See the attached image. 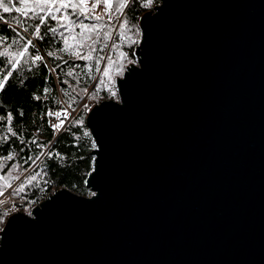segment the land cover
<instances>
[{
    "label": "water",
    "instance_id": "water-1",
    "mask_svg": "<svg viewBox=\"0 0 264 264\" xmlns=\"http://www.w3.org/2000/svg\"><path fill=\"white\" fill-rule=\"evenodd\" d=\"M79 195L0 231V264H264V0H160Z\"/></svg>",
    "mask_w": 264,
    "mask_h": 264
},
{
    "label": "trees",
    "instance_id": "trees-1",
    "mask_svg": "<svg viewBox=\"0 0 264 264\" xmlns=\"http://www.w3.org/2000/svg\"><path fill=\"white\" fill-rule=\"evenodd\" d=\"M13 4L16 5V0H13ZM157 4H160V0H152L151 4H147V0H130L123 9V15L119 19L114 16L111 25L100 30V41L93 45L96 51L91 53V60L78 59L73 52L87 55L90 49L87 46L79 47V44H92V40L86 37L92 35L95 39V33L81 38L77 35L80 28H75L72 35H77V39L70 38L72 47L67 52H60L59 49L65 45L59 33L64 32L65 36L69 33L64 28H58L56 34L48 31L49 27H58L56 21L49 18L47 24L41 26L44 39L40 40L30 35L33 27H29V32L25 33L23 27L16 24L13 17L25 19L21 13L15 10L3 13L0 9V15L4 16V20H0V36L7 37L8 44H11L12 40L18 39L16 32H19L25 38L21 45L27 39H33L36 45L35 48H29L25 56L28 63L18 65L3 91H0V116L5 117L0 122V136H8L7 141L0 140V177L4 178L0 179V192L9 191L13 197H22L25 206L21 209L31 210L61 188L86 197L91 195L86 180L93 170L94 157L91 153L95 147L86 125L87 111L103 100L117 99L116 81L129 63L134 61V51L141 35L139 19L145 12L153 11ZM124 21L127 22L126 27L122 28ZM36 23L38 21L28 20L25 26H34ZM84 23L107 24V17H103L102 21L84 20ZM105 32L110 33V39H104ZM6 47L7 44L0 43V51ZM16 48L13 45L9 51L13 52ZM50 51L55 52L59 59L49 57L47 53ZM35 54L41 55L43 61L32 64L31 56ZM53 68L55 72L51 71ZM106 68L109 70L107 76L104 75ZM8 71H12L11 65L5 57L0 56V75H6ZM69 71L73 75H67ZM46 88L49 89L48 93L44 92ZM89 91L87 104L78 108ZM67 108L76 110L75 115L60 132H54L51 123H59V120L47 113L65 111ZM8 113L12 114L11 127L15 136L7 131ZM32 140H36L37 144L31 143ZM38 144L45 147H38ZM41 151L45 154L36 159ZM48 153H52V156L49 157ZM9 154H13L14 158L4 159ZM33 176L35 179L31 180ZM9 184L11 186H7ZM22 185L23 191H17ZM8 216L6 212H0V228Z\"/></svg>",
    "mask_w": 264,
    "mask_h": 264
},
{
    "label": "snow or ice",
    "instance_id": "snow-or-ice-1",
    "mask_svg": "<svg viewBox=\"0 0 264 264\" xmlns=\"http://www.w3.org/2000/svg\"><path fill=\"white\" fill-rule=\"evenodd\" d=\"M152 0H147V4H151ZM130 0H16V5L13 4V0H0V9H2L3 13H10L15 10L25 18L24 20L19 19L18 17H13L18 26L23 27V31L25 33L29 32V27H33L34 30L30 34L34 36L36 39L43 40L44 36L41 34V26L46 25L49 18L52 21H56L58 27H49L48 31L56 34L58 32V28H64L69 35L65 36L64 32H60L59 35L63 37V43L65 45L64 48L59 49L60 52H67L72 45L69 44V39L72 40L77 39V35L81 38H85L86 34L95 33V39H93L92 35H87L86 39H91L92 44L86 45L84 42L79 44V47L87 46L90 49V52L87 55H81L79 51H74L73 54L78 59L91 60V53L96 51V48L93 46L100 41V30L111 25L112 19L115 16L116 19H119L120 16L123 15V9L128 6ZM147 6V5H146ZM101 8L100 12H97V9ZM70 13V14H68ZM59 14V15H57ZM118 14V15H117ZM75 19H72V17ZM83 16V19L80 17ZM107 17V24L105 23H93L86 24L84 20H93V21H102L103 17ZM0 20H4V16L0 15ZM33 20L38 21L34 26L28 25L25 26L26 21ZM126 21H124L121 27H126ZM79 27L80 32L77 35H72L75 28ZM15 31V29H13ZM16 36L18 39L12 40L11 44H8L7 37L0 36V43L7 44V47L4 51H0V56L5 57L7 63L11 65L12 71H8L6 75H0V91H3L5 85L8 83L9 77L12 76L13 71L17 69V66L22 62L24 64L28 63V60L25 59L26 54L29 52V48H35L36 45L33 42V39H27L23 45H21V41H24V37L21 36L19 32H16ZM111 35L108 32L104 33V39H110ZM13 45H16L17 48L15 51L10 52L9 49H12ZM47 55L49 57H56L55 52H48ZM59 59V57H56ZM43 57L39 54H35L31 56L32 64H35L38 61H43ZM100 59H103L101 57ZM99 64V60L97 61V65ZM55 68L51 69L52 72H55ZM99 71V67L96 69ZM108 69L106 68L104 71V75H108ZM67 75H73L72 71H69ZM66 83V81H64ZM49 89H44L45 93H48ZM39 99L40 97H36ZM69 107L71 105L69 104ZM23 115V113H21ZM48 116L55 117L56 120H59V123H51V127L54 132H58L64 124V121L61 120V112H48ZM64 119H67V111L63 113ZM7 123L8 133L12 136H15L16 133L13 132L11 124H12V114L8 113L7 115ZM5 120L4 116H0V122ZM0 140L7 141L8 136H0ZM21 143H24L21 140ZM31 143L37 144L36 140H32ZM38 147H45L44 145H37ZM45 153L41 151V153L36 157L39 159L40 155H44ZM49 157L52 156V153H48ZM58 155V154H57ZM13 154H9L7 157H4L6 160H12ZM31 159V158H30ZM38 175V173H37ZM0 179H4L0 177ZM35 176L31 177V180H34ZM30 182V181H29ZM7 186H11L10 184ZM23 185L17 189V191H23ZM2 194V192H0Z\"/></svg>",
    "mask_w": 264,
    "mask_h": 264
},
{
    "label": "rangeland",
    "instance_id": "rangeland-1",
    "mask_svg": "<svg viewBox=\"0 0 264 264\" xmlns=\"http://www.w3.org/2000/svg\"><path fill=\"white\" fill-rule=\"evenodd\" d=\"M157 5H159V4H157ZM157 5H155V7L157 6ZM154 7V8H155ZM154 10V9H153ZM101 11V8H98L97 9V12H100ZM105 17V16H104ZM141 31V30H140ZM140 38H141V35H140ZM139 42H140V39H139ZM139 42H138V45H139ZM137 45V46H138ZM136 46V47H137ZM132 64H136V57H135V51H134V61H132L131 63H129V65H128V67L130 66V65H132ZM127 69V68H126ZM126 71V70H125ZM116 73H117V71H116ZM124 75V73L122 74V76ZM99 76L100 75H98V78H99ZM122 76L120 77V78H122ZM119 78V77H118ZM96 82H97V80L95 81V83H94V86H95V84H96ZM93 88H91L90 89V91L92 90ZM116 89H117V84H116ZM90 91L88 92V94L86 95V97L83 99V101H82V103L78 106V108L79 107H83V106H85L86 104H87V102H86V99H87V97L90 95ZM113 100H115V99H113ZM116 100H118V91H117V99ZM92 106H94V105H92ZM91 106V107H92ZM90 107V108H91ZM77 108V109H78ZM89 108V109H90ZM88 109V110H89ZM66 111H67V119L65 120V119H61V120H63L64 121V124H63V127L58 131V132H60L70 121H71V119L73 118V116L75 115V113H76V110H74V111H72V110H70L69 108H67L66 109ZM56 112H61L62 113V115H61V118L62 117H64V115H63V113L65 112V111H56ZM87 113H88V111H87ZM87 116V115H86ZM52 118H54L55 119V117H52ZM56 120V119H55ZM86 120V119H85ZM60 122V121H59ZM94 142V141H93ZM94 147H95V144H94ZM95 149V148H94ZM93 193L91 192V195H92ZM90 195V196H91ZM89 196V197H90ZM12 199L14 200V199H17L16 201L17 202H19V203H17V204H13L11 201H12ZM15 201V202H16ZM8 203H10L11 204V206L10 207H6V205L8 204ZM41 203V202H40ZM39 203V204H40ZM38 204V205H39ZM24 207L25 206V200L22 198V197H13V195L12 194H10V192L9 191H4L2 194H0V212H6L9 216H8V218L12 215V214H14V213H16V212H22V213H25V214H29L30 212H31V210H29V209H21L20 207ZM37 206V205H36ZM35 207V206H34ZM8 218H6L5 219V222H4V224H3V226L0 228V231L3 229V227L5 226V223H6V221H7V219Z\"/></svg>",
    "mask_w": 264,
    "mask_h": 264
},
{
    "label": "built area",
    "instance_id": "built-area-1",
    "mask_svg": "<svg viewBox=\"0 0 264 264\" xmlns=\"http://www.w3.org/2000/svg\"><path fill=\"white\" fill-rule=\"evenodd\" d=\"M16 200H17V199H14V200L12 199L11 202L15 205V204L19 203V202H17ZM15 201H16V202H15ZM10 206H11L10 203H8V204L6 205V207H10Z\"/></svg>",
    "mask_w": 264,
    "mask_h": 264
}]
</instances>
